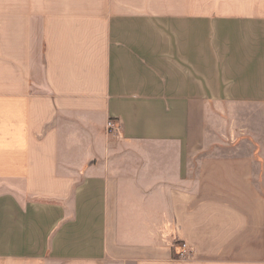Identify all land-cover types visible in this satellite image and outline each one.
I'll use <instances>...</instances> for the list:
<instances>
[{
  "label": "crops",
  "instance_id": "1",
  "mask_svg": "<svg viewBox=\"0 0 264 264\" xmlns=\"http://www.w3.org/2000/svg\"><path fill=\"white\" fill-rule=\"evenodd\" d=\"M0 264H264V0H0Z\"/></svg>",
  "mask_w": 264,
  "mask_h": 264
},
{
  "label": "built area",
  "instance_id": "2",
  "mask_svg": "<svg viewBox=\"0 0 264 264\" xmlns=\"http://www.w3.org/2000/svg\"><path fill=\"white\" fill-rule=\"evenodd\" d=\"M106 129L108 130L109 133L118 134L120 132V125L117 123L116 120L110 119L107 122ZM180 247L182 248V250L179 253L180 258L182 259L189 258L192 252L190 247L187 244H183Z\"/></svg>",
  "mask_w": 264,
  "mask_h": 264
}]
</instances>
